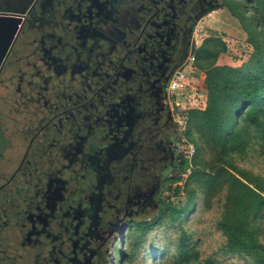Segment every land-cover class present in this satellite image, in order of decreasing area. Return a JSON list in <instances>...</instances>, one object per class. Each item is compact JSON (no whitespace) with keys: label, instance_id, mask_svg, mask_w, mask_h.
I'll list each match as a JSON object with an SVG mask.
<instances>
[{"label":"flooded vegetation","instance_id":"obj_1","mask_svg":"<svg viewBox=\"0 0 264 264\" xmlns=\"http://www.w3.org/2000/svg\"><path fill=\"white\" fill-rule=\"evenodd\" d=\"M227 1L0 0V264H116L178 167L169 84Z\"/></svg>","mask_w":264,"mask_h":264},{"label":"trees","instance_id":"obj_2","mask_svg":"<svg viewBox=\"0 0 264 264\" xmlns=\"http://www.w3.org/2000/svg\"><path fill=\"white\" fill-rule=\"evenodd\" d=\"M253 1L256 12L245 9V0L225 4L252 47L245 63L217 65L226 45L215 37H208L194 51V67L204 73L206 101L204 109L186 112L185 136L195 153L191 162L178 164L183 172L191 168L184 204H163L155 220L136 222L135 228L145 236L167 214L171 222L185 219L195 209L197 197L208 209L222 195L216 227L224 237L225 252L264 264V177L240 168L234 159L249 158L256 146L264 145V0ZM178 254L173 264H190L191 258H197L185 239ZM116 264H121L119 259ZM200 264L213 261L208 258Z\"/></svg>","mask_w":264,"mask_h":264},{"label":"rangeland","instance_id":"obj_3","mask_svg":"<svg viewBox=\"0 0 264 264\" xmlns=\"http://www.w3.org/2000/svg\"><path fill=\"white\" fill-rule=\"evenodd\" d=\"M245 1V9L256 12V4L253 0ZM247 15L249 16L248 13ZM208 37L219 38L226 45V51L219 56L217 65L239 67L252 53L246 34L227 9L214 10L199 20L194 29V51ZM190 68L191 72H188L187 68L185 72L187 88L176 97L180 101V106L176 109L178 124L181 128L180 152L177 160L179 165L184 161L191 162L193 156L188 152L183 153L188 149V145H192L185 136L187 133L186 112L189 109H204L206 101L204 73L194 66ZM10 108V105L5 106L3 103V113ZM18 116L23 118V115ZM3 129L8 130L9 133L14 130L8 119L3 120ZM7 140L8 147L3 150V176L19 162L16 139L7 138ZM255 149L256 153L249 158H234L235 164L264 177V145L256 146ZM190 171V165L184 172L180 170V166L177 167L167 183L162 204H170L174 207L184 204L187 196L185 182ZM196 201L195 209L185 219L171 222L167 214V218L151 226L145 232V236H141V232L135 228V225L126 227L122 234L123 238L118 244V259L121 264H173L179 257L178 248L183 239L197 253V258H191L190 264H200L208 258L213 261V264H251L245 257L233 255L224 250V237L216 227V221L221 214L222 195L215 198L208 209L204 207L200 197H197ZM157 213L158 211L152 212L144 219L155 220Z\"/></svg>","mask_w":264,"mask_h":264},{"label":"built area","instance_id":"obj_4","mask_svg":"<svg viewBox=\"0 0 264 264\" xmlns=\"http://www.w3.org/2000/svg\"><path fill=\"white\" fill-rule=\"evenodd\" d=\"M194 52L188 57L187 61H186V65L183 71L179 72L178 74H176L174 76V78L171 80L170 84H169V89L171 91H174L176 93H182L186 90L187 88V76L185 74L186 72V68L187 70H189L188 72H191V68L192 66H194ZM188 152V154L194 155L195 153V147L193 145H188V149L186 151H184L183 153L186 154Z\"/></svg>","mask_w":264,"mask_h":264},{"label":"water","instance_id":"obj_5","mask_svg":"<svg viewBox=\"0 0 264 264\" xmlns=\"http://www.w3.org/2000/svg\"><path fill=\"white\" fill-rule=\"evenodd\" d=\"M3 2H9V0H3ZM8 13H13V12H8ZM15 14H17V13H15Z\"/></svg>","mask_w":264,"mask_h":264}]
</instances>
